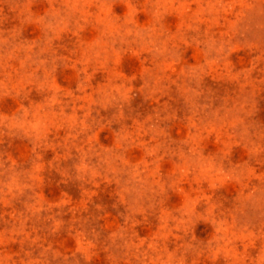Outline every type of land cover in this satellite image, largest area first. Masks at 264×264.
<instances>
[{
  "label": "rangeland",
  "instance_id": "obj_1",
  "mask_svg": "<svg viewBox=\"0 0 264 264\" xmlns=\"http://www.w3.org/2000/svg\"><path fill=\"white\" fill-rule=\"evenodd\" d=\"M0 264H264V0H0Z\"/></svg>",
  "mask_w": 264,
  "mask_h": 264
}]
</instances>
